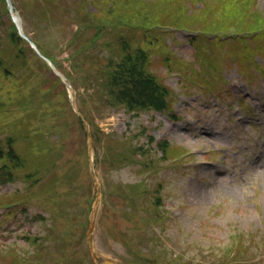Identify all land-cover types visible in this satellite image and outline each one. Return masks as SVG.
Segmentation results:
<instances>
[{
  "label": "rangeland",
  "instance_id": "rangeland-1",
  "mask_svg": "<svg viewBox=\"0 0 264 264\" xmlns=\"http://www.w3.org/2000/svg\"><path fill=\"white\" fill-rule=\"evenodd\" d=\"M9 1L23 34L66 77L75 108L0 0V204L20 203L0 214V263L264 264V125L248 126V116L234 122L225 92L218 102L207 96L234 70L250 91L264 83V33L243 35L228 19L203 48L180 44L194 50L188 60L166 50L163 60L181 64L178 76L206 94L180 95L172 116L132 114L118 102L131 97L122 91L129 83L146 84L137 50L147 54L151 44L120 20L132 10L128 17L175 26L174 13L189 0ZM207 1L214 16L242 12L240 3ZM165 80L178 91L176 78ZM259 94L264 103V88ZM255 117L264 124V113Z\"/></svg>",
  "mask_w": 264,
  "mask_h": 264
},
{
  "label": "trees",
  "instance_id": "trees-1",
  "mask_svg": "<svg viewBox=\"0 0 264 264\" xmlns=\"http://www.w3.org/2000/svg\"><path fill=\"white\" fill-rule=\"evenodd\" d=\"M121 100L130 107L151 105L153 104V93L150 90L145 91L137 88L131 92V97L124 96Z\"/></svg>",
  "mask_w": 264,
  "mask_h": 264
}]
</instances>
